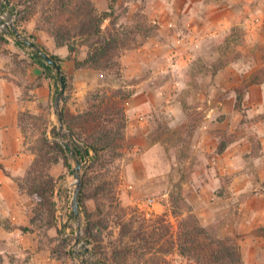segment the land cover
Wrapping results in <instances>:
<instances>
[{
    "label": "rangeland",
    "instance_id": "1",
    "mask_svg": "<svg viewBox=\"0 0 264 264\" xmlns=\"http://www.w3.org/2000/svg\"><path fill=\"white\" fill-rule=\"evenodd\" d=\"M6 1L18 11L20 25L19 34L9 31L7 35L14 42H27L19 45V55L25 57L37 48L30 44L45 46L43 40L52 37L36 28L35 16L22 19L27 15L25 6L19 0ZM95 1L100 9H106L112 0ZM117 4L119 22L125 21L123 13L127 10L130 24L140 17L157 26L156 31L149 37L137 35L131 48L122 53L121 77L102 76L94 69H75L73 58H84L86 48L81 46L71 54L67 49L69 53L60 57V64L64 63L68 86L65 83L60 94L57 73V78H53V93L47 100L57 105L48 117L60 133L59 140L73 148V136L64 124L60 126L59 112L63 108L73 114L85 110L90 105L88 100L102 86H121L134 93L145 90L151 110H138L135 103L140 96L129 101L132 95L124 103V140L120 142L121 157L113 168L119 173L116 195L120 205L138 216L163 214L164 223L174 232L178 218L171 212L169 193L181 186L190 204L188 198H197V207L191 205L204 224H213L223 237L237 239L244 264H264V230H259L264 228V215L258 214V207L264 205V197L260 196L264 192V83L258 84L262 90L255 91L251 98L246 92L248 76L264 63V0H118ZM249 8L259 11V17L252 18ZM251 19L257 23L258 30L247 24ZM29 22L34 24L31 29L24 27ZM234 26L238 30L235 40L226 48L227 66L214 78L199 76V87L188 89L187 72L191 63L197 59L206 63L216 60L219 46ZM15 67L23 81L22 72ZM127 107L136 108L131 112L130 122ZM174 129L178 132L167 134ZM162 130L165 131L157 139ZM207 137H210L208 143L214 139L209 149L204 144ZM25 145L29 150V145ZM69 159L74 168L77 162L71 151ZM87 163L88 159L82 162L80 179ZM26 167L13 176H23ZM51 174L57 178L53 220L50 223L40 219L43 213L41 217L35 214L34 200L19 192L16 197L19 206L7 208L0 215V227L9 232L0 233V264L96 262L92 244L86 241L82 209L79 207L78 215L72 212L77 179L62 164L54 165ZM237 176L238 185L244 183L247 190L233 195L229 187ZM206 183L214 185L203 189ZM209 194L215 196L217 204L213 214L206 207L205 198ZM149 198L154 199L153 205L147 202ZM85 202L88 209H94L93 200ZM249 218L251 222L236 230V224L239 226L241 220ZM117 229L111 223L109 230L113 234L106 235L105 242L116 237ZM169 264H185V261L173 253Z\"/></svg>",
    "mask_w": 264,
    "mask_h": 264
},
{
    "label": "trees",
    "instance_id": "2",
    "mask_svg": "<svg viewBox=\"0 0 264 264\" xmlns=\"http://www.w3.org/2000/svg\"><path fill=\"white\" fill-rule=\"evenodd\" d=\"M117 3L118 0H112L106 9H100L95 0H19V4L25 6L27 14L22 19L35 16L36 28L45 30L57 47H67L70 54L81 46L86 48L84 58H73L75 69H94L100 71L102 76L115 74L121 77L122 53L131 48L137 35L149 37L154 34L157 26L142 21L138 15L135 24H130L127 10L123 13L125 21L119 22ZM16 25L19 28V19ZM237 30L234 26L226 34L223 45L219 46L220 55L216 60L206 63L197 59L191 63L187 72L188 89L199 87V76L214 78L227 66L229 58L226 48L235 40ZM7 42L5 34L0 33V54L10 56L23 75L32 63L42 69L35 80L21 81L25 97L29 94L26 88L41 85L44 79L50 77L57 78L58 72L46 62L36 45L49 53L45 46L32 44L37 48L27 56L20 57L18 52L5 47ZM21 43L27 42L16 41L17 45ZM49 54L60 67V73L68 86L60 64L61 58ZM260 83H264V63L250 73L246 88ZM102 91L107 93L101 94ZM133 93L121 86H102L88 100L90 105L85 110L73 114L63 108L61 119L74 138L73 148L62 144L57 127L51 125L48 114L52 104L49 101L39 102L40 110L37 113L20 111L18 126L25 135V143L29 145L33 158L23 176H12L18 191L25 192L34 200L35 214L40 216L43 213L40 219L51 223L57 179L51 174V169L54 165L62 164L72 171L69 159L71 151L76 162L88 159L81 175L79 207L84 215L86 241L92 244V253L97 258L94 264H169V256L173 253L184 259L185 264H244L237 239L233 236L223 237L213 224H204L187 201L181 186L169 193L171 212L178 218L174 232L164 223L165 215L138 216L120 205L116 195L119 173L113 171V168L121 157L120 142L124 140V103ZM183 108L188 109L184 102ZM164 131L157 134V139ZM175 132L178 131L174 129L167 134L172 136ZM222 149L223 146L220 150ZM0 168H3L1 164ZM88 199L94 201L93 210L86 206L85 201ZM111 223L118 228L117 235L113 240L105 242V236L113 234L109 230ZM13 225L11 224L12 227ZM21 229L27 230L25 226H21Z\"/></svg>",
    "mask_w": 264,
    "mask_h": 264
},
{
    "label": "crops",
    "instance_id": "3",
    "mask_svg": "<svg viewBox=\"0 0 264 264\" xmlns=\"http://www.w3.org/2000/svg\"><path fill=\"white\" fill-rule=\"evenodd\" d=\"M248 14L252 15L251 17H259V11L255 9H248ZM247 24H250L252 30L257 29V23H254L253 20H249ZM33 23L29 22L25 24L24 27L27 29L33 28ZM258 30V29H257ZM8 39V42L5 44V47L13 52H19L20 47L16 44L11 38V36L5 34ZM40 40V38H39ZM44 45L49 49L50 53L58 55L63 58L67 55L68 50L67 47L61 46L57 47L52 38H45L43 40ZM32 45V44H30ZM28 55V54H27ZM21 57V55H20ZM15 63L12 58L8 55L0 54V164L3 168H0V215L5 213L7 208L14 209L19 206V203L16 201V197H18L19 191L18 188L13 181V174L20 171V168H25L28 163L33 158V154L26 149V145L23 140L22 132L18 126V113L20 111L28 110L32 113H37L40 109L38 106L39 102H44L49 100L50 95L53 93V78L44 79L41 85L35 86L33 88L27 89L28 95L25 97L24 94V85L21 84V80L19 74L16 71ZM64 63L61 61L62 68ZM42 73V69L36 63H32L27 67L25 75H23V80L25 81H33ZM261 87L258 84L250 85L247 89V96L251 98L255 91H261ZM148 92L145 90L137 91L133 94V96L129 99V101H133L140 96V99L136 100L135 106L138 110H145V108L151 110V103L148 99H145ZM130 103L127 101V104ZM57 105H52L51 110L55 111ZM132 106V105H131ZM133 109L136 108H128L126 109L129 115L128 122L131 121V115ZM144 118V117H142ZM210 136V135H208ZM207 137L206 148H212V140L211 143H208ZM202 143V144H203ZM210 144V145H208ZM225 154V153H224ZM4 170H8L7 172ZM240 177H235L233 179V183L229 187L233 191V195L238 192H242L247 190L244 188L245 186L238 185V180ZM246 182V181H245ZM206 183V186L203 189L208 188V186H213ZM195 195V194H194ZM260 196L264 197V192L260 193ZM215 196L211 194L207 195L206 207H208L209 213L213 214L216 212L217 204H215ZM191 204L196 208V197L192 196L188 198ZM264 204V203H263ZM259 206V205H258ZM258 206H255L258 207ZM258 214L264 215V205L258 207ZM10 217V215H9ZM212 217V215H211ZM11 218V217H10ZM251 222V218L246 221L243 219L240 221L236 230L242 229L247 223ZM264 223V222H262ZM239 228V229H238ZM9 232L0 227V233ZM11 233V232H10Z\"/></svg>",
    "mask_w": 264,
    "mask_h": 264
},
{
    "label": "water",
    "instance_id": "4",
    "mask_svg": "<svg viewBox=\"0 0 264 264\" xmlns=\"http://www.w3.org/2000/svg\"><path fill=\"white\" fill-rule=\"evenodd\" d=\"M15 30H16V28H15ZM39 52L42 54V56L44 57L46 62L48 64H51L56 69V71L59 73V79H60V83H61L60 94L63 93L65 90V81H64L63 75L60 73V71H61L60 67L57 65L55 60H53V58L51 57L50 54L43 52V51H39ZM57 101H59V99H57ZM59 116H60V122H61L60 126L62 127L63 122L61 119V112H59ZM62 144L66 145L65 142H62ZM81 168H82V162L79 160V161H77L75 167L72 170L73 176L77 179V182H76L77 186L74 190L73 197H72V212L74 215L79 214V190H80V186H81V179H80L79 171Z\"/></svg>",
    "mask_w": 264,
    "mask_h": 264
},
{
    "label": "built area",
    "instance_id": "5",
    "mask_svg": "<svg viewBox=\"0 0 264 264\" xmlns=\"http://www.w3.org/2000/svg\"><path fill=\"white\" fill-rule=\"evenodd\" d=\"M18 16V11L8 1L0 0V33L7 34L9 31H15L16 34H19L16 25ZM147 202L149 205H153L154 199L149 198Z\"/></svg>",
    "mask_w": 264,
    "mask_h": 264
},
{
    "label": "bare ground",
    "instance_id": "6",
    "mask_svg": "<svg viewBox=\"0 0 264 264\" xmlns=\"http://www.w3.org/2000/svg\"><path fill=\"white\" fill-rule=\"evenodd\" d=\"M76 183V182H75Z\"/></svg>",
    "mask_w": 264,
    "mask_h": 264
}]
</instances>
